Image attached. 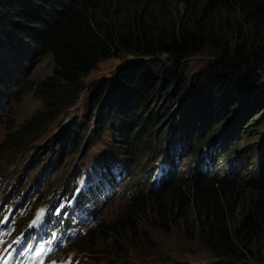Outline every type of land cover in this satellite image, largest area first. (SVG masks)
I'll return each instance as SVG.
<instances>
[{"label": "trees", "instance_id": "16d2710c", "mask_svg": "<svg viewBox=\"0 0 264 264\" xmlns=\"http://www.w3.org/2000/svg\"><path fill=\"white\" fill-rule=\"evenodd\" d=\"M39 55L52 58V73L36 85L40 99L46 102L60 94L56 107L38 112V129L44 116L53 119L63 109L85 101L86 118L96 120L92 147L107 138L113 155V167L105 163L80 190L88 202L100 201L109 191L126 187L130 178L124 185L117 184L127 175L133 179L142 176L136 182L138 187L148 169L130 174L128 162L139 148L148 147L153 153L165 144L174 148L169 154L174 160L172 166L164 170L158 187L142 186L131 197L134 209L119 224L100 225L88 235L76 231L77 245H86L97 235L107 241L105 229L124 233L128 239L137 238L138 225L132 219L146 214L149 203L156 206L169 227V216L188 209L187 200L180 195L186 189L195 211L193 228L217 264H264V167L248 176L247 170L240 174L234 165L251 157L252 168L257 167L264 157V142L258 143L264 137L260 133L264 119L242 128L261 108L264 113L260 76L264 71V0H0V99L12 88L18 91L20 87L14 86L21 82L30 89L33 82L24 79ZM199 56L210 60L197 74H191V63ZM128 57L136 61L121 64L113 80H98L88 92L86 81L102 63ZM160 58L166 59L165 66ZM180 102L187 108L182 118L172 115ZM231 102L234 105L228 109ZM240 108L242 118L235 122L237 130L232 139L224 128ZM168 119L171 124L166 132L157 135ZM80 128L77 122L62 137L63 143L56 146L59 156L51 149L44 158H49V163L41 168L35 165L37 175L42 172L32 180L33 187L44 181L53 189L52 171L66 153L70 157L73 149H79L81 140L76 130ZM240 138L244 145H240ZM204 144L210 148L201 156L202 162L192 166L186 178L179 177L175 167L184 154L192 148L200 153ZM226 149L225 175L214 179L211 173H217L218 164L214 163L218 150ZM35 163L30 162L31 166ZM65 166L67 171L69 166ZM77 175L75 171L66 177L67 201L75 192L70 185ZM246 176L249 179L245 182ZM174 177L176 182L170 184ZM22 184L21 178L11 193ZM166 185L169 190L162 192ZM33 187H27L25 193L30 194ZM189 216L187 213L180 218ZM57 223L49 228L51 232L58 231ZM68 230L65 227L60 233Z\"/></svg>", "mask_w": 264, "mask_h": 264}, {"label": "rangeland", "instance_id": "374dc122", "mask_svg": "<svg viewBox=\"0 0 264 264\" xmlns=\"http://www.w3.org/2000/svg\"><path fill=\"white\" fill-rule=\"evenodd\" d=\"M203 57L199 56L193 59L191 74H197L203 63L210 60L208 57H205L206 59ZM160 59L165 66L167 63L166 59ZM134 61H136V58L128 57V59H112L102 63L99 69L86 81L88 92L92 90L93 84L98 80H113L117 68L121 64L124 66ZM51 73L52 58L45 57L43 59L42 57H37L32 66L29 67L24 79L25 82L29 80L33 82L30 89H26L27 87H24L25 84L21 82L20 86H14L20 87L18 91L12 88V91L3 93L6 98L0 99V148L3 146L2 150L4 151L0 155L3 158L2 160L0 157V161L2 160L0 164H3L0 168V225L9 231L8 238L2 239L3 244L1 245L0 253L10 249L13 245L14 239L13 235L10 236V232L12 233L15 230V235L16 237L19 235V238L36 239L40 234L46 232L50 226H53L57 219H63L66 222L64 227H68L70 230H82L85 232L90 230L94 232L100 225L112 226L114 223L119 224L120 221H124L127 218V213H131L134 209L131 197L136 195L135 193H138L142 186L147 189H151V187L155 188L162 176L158 168L172 162L167 156L169 152L173 151L171 144H167L158 153L150 152L144 147L139 148L128 162V166L132 171L131 174L135 175L144 172L149 167L147 160L152 161L155 158L156 163H153L147 174V176L152 177V175H155V177L148 181L146 176L137 187L136 182L142 176L138 175L137 179H133V177L128 175L130 181H128L126 188L118 190L110 202L99 205L89 203L86 210L82 212V222L78 223L76 219L72 220V217L77 218V215L83 210L82 206L86 202L83 199L77 204L80 190L87 181L93 179L99 166L105 160L111 163L113 158L109 153L110 148L106 142L107 138L97 146L92 147V138L97 134L95 133L96 120L86 118L87 108L85 101L81 100L80 104L74 108L63 109L53 119L44 116L45 120L42 125H39L40 128L38 129V125L35 122L38 118V112L41 113L46 109L58 105L60 93L47 98L45 102L40 99L39 92L36 90L37 83L44 80ZM260 76L263 79V84L264 71L260 73ZM233 105L234 103L231 102L228 109H232ZM242 108L230 118L224 128V132H230L232 139H235V131L237 130L235 122L238 118H242V114L239 112ZM223 109H225V106L220 112ZM186 111V106L180 102V104L178 103L174 106L172 115L176 114V117L182 118ZM263 119L264 113L260 110L256 112L253 118L246 121L242 128L252 121H255L253 125L255 126L256 123H259ZM174 120H177V118ZM77 122H80L82 125V128L76 130V135L81 140L79 149H73L70 157H67L66 153V156L54 167L50 179V186L53 189L50 190L49 185H44V181L40 185L33 187L34 181L32 180L42 172L41 170L37 175L35 165L37 164L38 168L46 166L49 163V158H44L51 149L52 151L56 150L54 153L59 156V149L56 146L60 142L63 143L62 137L69 133L71 127ZM169 123L171 124V121L168 119L167 125ZM167 125L160 127V134L166 132ZM176 126L175 124L171 128V133H173ZM260 133L264 135V130L261 129ZM263 142L264 137L258 141L261 144ZM244 144L245 140L240 138V145ZM209 148L210 146L207 149ZM204 150H206V145L203 146ZM226 152L227 149L226 151H219L217 159H215V165L218 161L219 167L217 168V173L214 172L211 175L214 179L224 177L223 168L225 162L222 163V161H225L223 157ZM29 159L30 162L34 160L37 163L31 166ZM193 161V154H186L178 162L176 174L181 178H186ZM263 161L264 157L261 158V163L253 168L251 166V157H249L248 162L244 161L242 163L237 161L235 163L239 167L238 171L240 174H243V171L247 170L248 176H251L254 172L261 171V168L264 167ZM66 163L69 166L67 171L65 170L66 166L64 167ZM23 170L24 173L22 172ZM75 171L80 172L79 175L75 176L71 184V187L75 189V195L71 201H67L65 184L68 178L66 177ZM29 175H31L30 178ZM56 176L58 177L57 179ZM248 176L244 179L245 181L249 179ZM21 178L23 181L21 188L19 187L15 193H11L15 189L17 181ZM176 180V177H174L170 184H174ZM261 180L263 181L264 178H261ZM126 181L127 179L121 184L123 185ZM27 187H33L30 194L25 193ZM168 190L169 186L162 192ZM188 194L189 192L186 189L180 194L184 200H187L186 203L188 204L187 211H183L180 215L185 216L189 213V218H180V215L174 213L168 217L170 222L168 227L165 223L166 219L163 218L162 214H159L156 206L150 207L151 204L149 203L146 214H140L132 219L138 225L137 238L128 239L124 233L114 234L105 229L104 233L107 241L102 240L100 235H97L88 240L86 245L80 247L77 245V239L57 258L58 264H217L219 261L208 252L197 235L196 229L193 228L191 218L195 217V211L191 204V199L189 200L188 198ZM239 202L241 206L242 199ZM88 214L96 215L97 219L87 222L84 227L83 222L86 221ZM126 253L129 254L126 255ZM55 260L50 261V264H53Z\"/></svg>", "mask_w": 264, "mask_h": 264}, {"label": "bare ground", "instance_id": "6f19581e", "mask_svg": "<svg viewBox=\"0 0 264 264\" xmlns=\"http://www.w3.org/2000/svg\"><path fill=\"white\" fill-rule=\"evenodd\" d=\"M39 56H40V55H39ZM40 57H43V59L45 58L43 55L40 56ZM39 61H40V60H39ZM2 68H3V67H2ZM10 76H11V75H10ZM10 76H9V77H10ZM11 78H12V77H11ZM31 79H32V78H31ZM33 79H34V78H33ZM14 96H15V95H14ZM17 97H18V96H17ZM13 98H14V97H13ZM15 98H16V97H15ZM169 124H170V123H169ZM157 126H158V125H157ZM167 135H168V134H167ZM166 138L168 139V137H166ZM165 141H166V140H165ZM239 143H240V142H239ZM239 143H238V144H239ZM165 145H167V144H165ZM177 147H178V146H177ZM25 148H26V147H25ZM246 151H248V150L246 149ZM246 151H245V152H246ZM20 152H21V150H20ZM255 152H256V151H255ZM255 152H254V154H256ZM21 153H22V152H21ZM229 153H231V152H228V154H229ZM232 153H233V152H232ZM24 155H25V154H24ZM18 156H19V155H18ZM257 159H258V158H257ZM2 160H3V159H2ZM2 160H1V161H2ZM1 161H0V162H1ZM229 161H230V159H229ZM29 162H30V159H29ZM230 162H231V161H230ZM254 162H256V161L254 160ZM20 163H21V162H20ZM252 163H253V162H252ZM260 163H261V162H260ZM6 164H7V163H6ZM6 164H5V165H6ZM27 164H28V163H27ZM179 164H180V163H179ZM190 164H191V163H190ZM257 164H258V163H257ZM30 165H31V164H30ZM30 165H27V166H30ZM204 165H205V164H204ZM258 165H259V164H258ZM258 165H257V166H258ZM253 166H255V165H253ZM260 166H261V165H260ZM262 167H263V166H262ZM21 168H22V167H21ZM26 168H27V167H26ZM17 171H18V170H17ZM22 172L24 173V170H23ZM252 172H253V171H252ZM263 172H264V171H263ZM19 173H20V172H19ZM23 173H22V174H23ZM25 174H26V172H25ZM253 174H254V173H253ZM247 175H248V174H247ZM244 178H246V177H244ZM252 181H253V180H252ZM245 182H246V181H245ZM249 183H250V182H249ZM247 185H248V183H247ZM249 185H251V184H249ZM50 227H51V226H50Z\"/></svg>", "mask_w": 264, "mask_h": 264}, {"label": "clouds", "instance_id": "9594fccd", "mask_svg": "<svg viewBox=\"0 0 264 264\" xmlns=\"http://www.w3.org/2000/svg\"><path fill=\"white\" fill-rule=\"evenodd\" d=\"M260 110L262 111L263 108H261ZM260 110H259V111H260ZM255 114H256V113H255ZM255 114H253V115H255ZM252 118H253V117H252ZM248 120H249V119H248ZM248 120H247V121H248ZM225 133H226V134H228V133L230 134V132H228V131L225 132ZM231 141H233V140H231ZM220 151H221V150H220ZM222 151H223V150H222ZM224 151H225V150H224ZM225 155H226V154H225ZM225 155H224V156H225ZM223 158H224V157H223ZM248 160H249V157H248ZM237 161H238V160H237ZM237 161H236V163H237ZM245 162H248L247 159H246ZM236 163L234 162V165H235L236 167H238V166L236 165ZM242 163H244V162H242ZM214 164H215V163H214ZM225 164H226V163H225ZM225 164H224V165H225ZM217 168H218V167H217ZM217 168H216V170H217ZM238 168H239V167H238ZM232 169H233V167L230 165V170H232ZM236 169H237V168H236ZM217 171H218V170H217ZM212 172H213V171H212ZM224 175H225V174L223 173V176H224Z\"/></svg>", "mask_w": 264, "mask_h": 264}, {"label": "water", "instance_id": "95a60500", "mask_svg": "<svg viewBox=\"0 0 264 264\" xmlns=\"http://www.w3.org/2000/svg\"><path fill=\"white\" fill-rule=\"evenodd\" d=\"M254 115H252L251 117H253Z\"/></svg>", "mask_w": 264, "mask_h": 264}]
</instances>
